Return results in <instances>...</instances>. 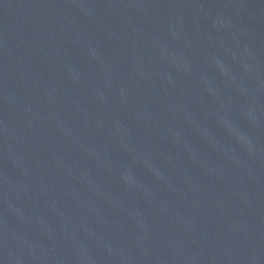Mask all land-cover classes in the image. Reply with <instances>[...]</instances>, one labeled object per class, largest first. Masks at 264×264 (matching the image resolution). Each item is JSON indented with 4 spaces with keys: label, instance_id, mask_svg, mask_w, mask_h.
<instances>
[{
    "label": "water",
    "instance_id": "obj_1",
    "mask_svg": "<svg viewBox=\"0 0 264 264\" xmlns=\"http://www.w3.org/2000/svg\"><path fill=\"white\" fill-rule=\"evenodd\" d=\"M0 264H264V0H0Z\"/></svg>",
    "mask_w": 264,
    "mask_h": 264
}]
</instances>
